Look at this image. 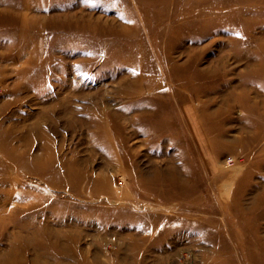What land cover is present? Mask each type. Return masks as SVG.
I'll list each match as a JSON object with an SVG mask.
<instances>
[{
  "label": "rangeland",
  "instance_id": "rangeland-1",
  "mask_svg": "<svg viewBox=\"0 0 264 264\" xmlns=\"http://www.w3.org/2000/svg\"><path fill=\"white\" fill-rule=\"evenodd\" d=\"M0 264H264V0H0Z\"/></svg>",
  "mask_w": 264,
  "mask_h": 264
}]
</instances>
